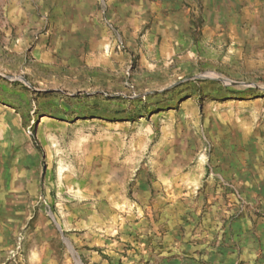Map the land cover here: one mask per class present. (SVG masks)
I'll list each match as a JSON object with an SVG mask.
<instances>
[{
    "label": "rangeland",
    "instance_id": "1",
    "mask_svg": "<svg viewBox=\"0 0 264 264\" xmlns=\"http://www.w3.org/2000/svg\"><path fill=\"white\" fill-rule=\"evenodd\" d=\"M222 164L264 176V0H0L15 257L28 235L60 264H136L176 223L250 230L264 264V197H198Z\"/></svg>",
    "mask_w": 264,
    "mask_h": 264
},
{
    "label": "crops",
    "instance_id": "2",
    "mask_svg": "<svg viewBox=\"0 0 264 264\" xmlns=\"http://www.w3.org/2000/svg\"><path fill=\"white\" fill-rule=\"evenodd\" d=\"M31 11V7H28V15H30ZM18 12L20 11L16 9V15ZM61 15L62 12L57 10L52 18L60 21ZM59 38V35L54 36L56 41ZM221 168L228 179L224 180L218 176L216 180L206 181L207 188L211 190L205 196L199 193V199L206 198L207 203L212 202L217 208L220 205L224 208L226 198H238L240 194L248 195V199L253 202H255L257 197H264V176H258L256 171H252L251 168L240 169L238 166H230L228 164H222ZM241 175H245L246 178H239ZM2 187L0 185V188ZM186 196L191 198L195 194L192 192L186 193ZM188 201L185 202L187 203ZM16 204L14 196L1 194L0 190V264H60L53 256L50 257L45 254L49 253V248L41 245H28V235L20 253L16 257L14 256L16 240L19 234L18 221L20 220ZM172 206L171 208L173 209ZM217 213L218 215L215 218L219 219L223 213L218 211ZM172 214L173 219H177L176 213ZM186 214L189 215L188 213ZM198 216V214L190 213V218L198 219ZM246 228L249 229V227ZM157 230L156 234L159 235V239L157 242H153L151 251L143 250L138 252L136 264L255 263L254 260V262L250 260L249 254L250 249L254 246L256 247L253 232L250 230L244 233L242 230L236 229V235H233L232 238H230L229 234L231 231L229 230L219 231L208 227L193 230L176 226V223L171 227ZM233 233H235V229L231 234Z\"/></svg>",
    "mask_w": 264,
    "mask_h": 264
}]
</instances>
